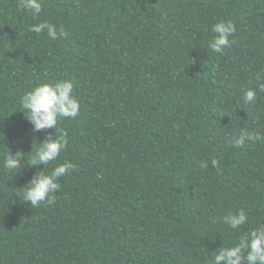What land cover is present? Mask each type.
<instances>
[{"label": "trees", "instance_id": "16d2710c", "mask_svg": "<svg viewBox=\"0 0 264 264\" xmlns=\"http://www.w3.org/2000/svg\"><path fill=\"white\" fill-rule=\"evenodd\" d=\"M18 5L0 0V264H212L264 225V141L233 143L241 129L264 136V93L242 98L264 77V0H42L39 16ZM45 21L66 35L30 31ZM220 21L236 31L215 53ZM61 79L80 104L58 121L68 145L28 167L48 137L19 101ZM17 152L22 169L6 170ZM65 162L76 167L53 204L24 201L38 171ZM241 209L245 225L223 223Z\"/></svg>", "mask_w": 264, "mask_h": 264}, {"label": "clouds", "instance_id": "9594fccd", "mask_svg": "<svg viewBox=\"0 0 264 264\" xmlns=\"http://www.w3.org/2000/svg\"><path fill=\"white\" fill-rule=\"evenodd\" d=\"M20 8L28 10L33 16H39L42 12V0H19ZM30 31L40 34L44 31L50 39L55 40L66 35L63 25L49 22H40L30 27ZM216 35L208 42V48L215 53H222L225 47H230L229 37L236 31L231 21H220L211 27ZM256 88H249L243 94L245 104L253 105L257 100V92L264 93V77L257 76ZM74 84L71 80L61 79L53 83H44L27 91L20 99L19 104L31 123L33 132L45 133L48 138L40 142L31 158L27 159L28 167L39 168L57 160L60 153L68 145V133L64 129H57L58 121L62 118H75L79 115L80 104L75 97ZM54 129L55 135L47 132ZM264 141V136L258 132L241 129L239 135L234 138L236 147H242L246 142ZM32 152V151H31ZM20 152L15 155L9 153L5 156L3 167L6 170H21ZM218 160L212 159L211 166L217 167ZM75 164L65 162L54 167L50 173H45L44 167L38 171L27 184L24 192V201L30 202L32 207H38L46 202L51 205L55 202V193L61 185L58 180L65 177ZM200 167H209L208 161H201ZM17 172V171H16ZM223 223L231 229L238 230L247 223L248 217L244 210L237 213H229L222 217ZM264 264V225L255 228L240 236L233 246L221 248L214 255L212 264Z\"/></svg>", "mask_w": 264, "mask_h": 264}]
</instances>
